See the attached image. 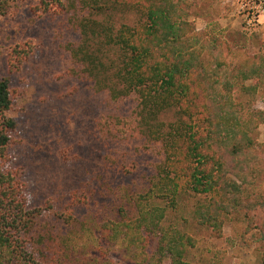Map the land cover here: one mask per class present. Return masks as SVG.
I'll return each instance as SVG.
<instances>
[{
	"label": "rangeland",
	"instance_id": "rangeland-1",
	"mask_svg": "<svg viewBox=\"0 0 264 264\" xmlns=\"http://www.w3.org/2000/svg\"><path fill=\"white\" fill-rule=\"evenodd\" d=\"M185 1L193 34L217 50L205 51L203 64L213 73L215 54L222 61L214 76L220 93L231 96L244 118L264 111V74L245 81L236 76L245 62L264 65V0ZM62 2L63 11L34 13L39 0L15 1L0 17V79L7 78L14 91L7 112L15 121L10 157L21 171L31 212L23 234L33 258L29 264H142V254L137 260L129 257L101 223L119 218L122 211L135 215L133 197L145 194L158 180L163 143L148 136L137 113V93L115 101L110 96V88L121 86L115 77L123 60L118 46L107 44L102 34L85 36L81 23L96 21L114 33L121 24L133 26L143 18L133 9L98 12L93 0ZM28 39L34 45L29 59L9 73L10 47ZM86 44L102 63L92 73L89 62L71 50ZM250 85L254 90L242 89ZM178 117L177 108H171L158 120L168 124ZM253 137L258 163L225 174V180L247 188L252 209L243 221L226 222L216 236L193 218L195 206L207 197L191 192L166 211L163 225L196 242L186 257L192 264H264V124L258 123ZM75 192L87 202L72 207L67 222ZM149 240L146 256L156 246L153 235Z\"/></svg>",
	"mask_w": 264,
	"mask_h": 264
},
{
	"label": "trees",
	"instance_id": "trees-1",
	"mask_svg": "<svg viewBox=\"0 0 264 264\" xmlns=\"http://www.w3.org/2000/svg\"><path fill=\"white\" fill-rule=\"evenodd\" d=\"M15 1L22 0H0V17L7 14L10 3ZM93 2L96 6H91L98 12L133 9L143 18L133 26L121 24L114 33L96 21L81 23V30L85 36L102 34L107 44L118 46L123 60L115 77L121 86L110 88V96L115 101L137 93L138 116L148 136L163 143L164 151L157 182L145 194L133 197L135 215L122 211L119 218L104 221L101 227L109 231L110 240L121 244L129 257L137 260L142 254L139 263L162 264L167 260L169 264H192L186 257L188 247H194L196 242L179 229L163 225L166 211L175 208L186 193L205 195L206 200L195 206L193 218L216 236H220L226 222L238 223L247 217L252 206L245 183L227 181L225 174L248 163H258L253 154L257 146L253 133L258 123L264 124V111L252 112L249 118H244L231 96L220 93L219 81L214 76L222 61L215 54L213 73L203 64L204 52L212 54L217 50L214 43L193 34L185 18L188 16L185 0ZM64 7L62 0H39V6L32 7V11L53 12L55 8L63 11ZM33 48L30 39L10 47L9 73L20 70ZM71 50L73 56L81 55L84 62H89L90 73L102 66L87 44ZM263 66L245 62L236 76L243 81L261 79ZM225 86L231 87L229 81ZM242 89L252 91L254 87ZM13 97L8 79H0V264H29L33 258L28 255L23 234L31 212L26 209L21 171L13 167L10 157L15 144V121L7 112L12 109ZM171 108H177L179 117L168 124L159 121V114ZM156 199L166 205L160 206ZM86 202V197L73 193L66 221L72 218V207ZM151 235L156 246L146 256Z\"/></svg>",
	"mask_w": 264,
	"mask_h": 264
}]
</instances>
